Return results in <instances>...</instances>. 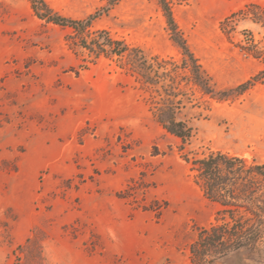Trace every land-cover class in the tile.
<instances>
[{"label":"rangeland","instance_id":"374dc122","mask_svg":"<svg viewBox=\"0 0 264 264\" xmlns=\"http://www.w3.org/2000/svg\"><path fill=\"white\" fill-rule=\"evenodd\" d=\"M44 1L75 19L100 12L76 33L37 17L30 0H0V264H194L189 246L217 205L184 155L264 163V0H171L213 95L189 80L155 0L105 10V0ZM101 29L176 66L187 142L152 115L157 93L138 82L129 53H96Z\"/></svg>","mask_w":264,"mask_h":264},{"label":"trees","instance_id":"16d2710c","mask_svg":"<svg viewBox=\"0 0 264 264\" xmlns=\"http://www.w3.org/2000/svg\"><path fill=\"white\" fill-rule=\"evenodd\" d=\"M119 0H105L101 10L108 9ZM159 6L172 41L181 49L182 67L189 71V80L204 94L213 95L214 87L198 59L189 49L174 18L171 0H155ZM35 15L48 22L71 27L83 33L99 14L75 19L51 12L44 0H30ZM91 45L98 54L120 61L124 54L131 55L130 70L141 86L150 93L149 110L169 134L187 142L192 135V126L180 117L182 100L175 99V71L158 56L147 58L137 47L130 48L122 39L113 38L107 30H98ZM163 95L160 93V90ZM194 172L193 181L202 195L217 205L215 222L200 227L189 250L194 264L213 263L217 258L232 253L240 262L243 255L264 250V163L222 150L211 151L203 156L187 157ZM264 261V257L262 258Z\"/></svg>","mask_w":264,"mask_h":264}]
</instances>
